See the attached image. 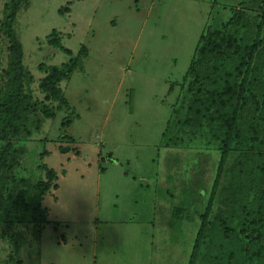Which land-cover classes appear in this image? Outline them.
Returning a JSON list of instances; mask_svg holds the SVG:
<instances>
[{
  "label": "rangeland",
  "instance_id": "rangeland-1",
  "mask_svg": "<svg viewBox=\"0 0 264 264\" xmlns=\"http://www.w3.org/2000/svg\"><path fill=\"white\" fill-rule=\"evenodd\" d=\"M10 1L0 0V21ZM261 3L20 2L14 30L35 97H43L40 63L67 61L62 47L73 55L86 47L87 55L60 83L77 117L66 124L69 114L57 109L52 117L33 116L19 141L26 148L21 166L45 162L56 172L57 188L44 195L42 229L30 218L0 224V264H187L219 151L206 132L193 133L184 123L182 78L209 25L225 23L237 8L255 30ZM53 29L62 47L48 43ZM8 46L0 32V94ZM168 120L171 133L163 137ZM176 206L184 208L178 221Z\"/></svg>",
  "mask_w": 264,
  "mask_h": 264
},
{
  "label": "trees",
  "instance_id": "trees-1",
  "mask_svg": "<svg viewBox=\"0 0 264 264\" xmlns=\"http://www.w3.org/2000/svg\"><path fill=\"white\" fill-rule=\"evenodd\" d=\"M22 1L7 3L0 21V32L9 42L0 94V224L30 218L37 230L48 221L43 200L57 188L56 172L45 162L24 169L21 160L26 148L19 141L33 116L52 117L57 109L69 114L66 124L77 117L60 83L82 68L87 48L73 55L62 47L60 34L53 29L48 43L62 47L70 57L60 66L39 64L45 70L38 81L43 97H35L30 90L34 77L24 64L23 47L14 30ZM261 5V23L255 30L237 8L225 23L209 25L182 78L184 123L194 126L193 133L206 132L219 151L187 264H264V0ZM169 120L163 137L171 133ZM36 171L40 176L34 178ZM183 210L173 208L174 221Z\"/></svg>",
  "mask_w": 264,
  "mask_h": 264
},
{
  "label": "water",
  "instance_id": "water-1",
  "mask_svg": "<svg viewBox=\"0 0 264 264\" xmlns=\"http://www.w3.org/2000/svg\"><path fill=\"white\" fill-rule=\"evenodd\" d=\"M65 150V149H64Z\"/></svg>",
  "mask_w": 264,
  "mask_h": 264
}]
</instances>
